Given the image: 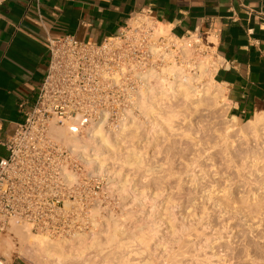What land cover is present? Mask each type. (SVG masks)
Instances as JSON below:
<instances>
[{
    "label": "rangeland",
    "instance_id": "1",
    "mask_svg": "<svg viewBox=\"0 0 264 264\" xmlns=\"http://www.w3.org/2000/svg\"><path fill=\"white\" fill-rule=\"evenodd\" d=\"M202 36L206 37L207 35ZM198 39L201 40V38ZM201 42L200 44L203 43ZM204 47L203 50L197 51L198 59L209 57L217 63L219 68L220 60L217 49L212 50ZM191 73L194 74L195 72ZM220 100L222 103L220 105L216 103L217 106L214 103L213 107L204 103L196 107L197 103H193L194 107H192V101L185 102L181 96L176 98L165 97L161 105L159 101L157 110V118L159 119L155 120L156 125L147 124L138 126L140 127L138 131L130 130L126 137L127 144L123 148H112L109 153L110 157L107 159L108 167L114 173L111 179L117 178L115 185L121 186L122 190L120 189L121 192L120 190H116L117 192L110 190L109 188L112 187L110 177L105 173L102 177L109 182L106 184L109 197L105 196L103 199L104 214L98 216L95 221L88 223L86 231L76 236L86 237L91 233H97L100 236V245L84 249L75 243L76 248L72 252L62 254L54 252L49 255L31 244L33 236L48 237L31 233L30 230L28 234L31 235L28 236L24 234L18 236L12 231L13 236L9 234L3 238L0 257L6 263L18 260L25 264H128L129 257L135 253H138V257L142 259V254L149 252V256L143 254V259L149 260L152 257L150 260L154 264H161L162 262L165 264V261L169 262L171 256L169 254L173 251V244L177 239L176 231L180 230L178 228L186 223L185 220L190 219L189 222L192 221L190 222L191 226L194 224L190 233L191 231L194 232L192 236L196 238L192 237L191 240L199 242V245L196 242L195 246L197 244L198 248L189 249L195 255L188 251L194 257L189 256L188 260H183L182 263L179 261L180 264L199 263L200 261L196 260L198 259V257L196 258L197 252L199 259L205 260L202 261L206 262L204 264H264V222L261 223L260 229L256 227V224L257 229H255L252 226V221L256 222V218H252L254 219L252 221L251 218H247V216L250 217L247 215L252 210L250 208L255 206L252 203L253 200L261 203V197H263L260 194V197L257 198L255 192L261 188L262 183L264 184V155H261L264 153L258 151L257 153H260L258 158H253L251 156V153L254 152L251 150L252 148H245L248 144L246 142L251 140L244 138L240 140L239 137L237 138L239 140L230 138L229 142L225 141L226 144L228 143L226 146L222 138L226 135L225 133H228L229 136L236 135L233 134V130H237L233 129V123L238 122V120L228 117L225 94ZM182 105H186V107ZM188 105L191 106V109L187 108ZM173 110L178 113L180 121L174 124V129L177 130H174V133L165 129L164 124L166 113ZM237 124L242 128L244 126L247 128L245 123L238 122ZM222 140L224 143L220 142L218 144L220 146L217 145L218 147H216L215 145ZM196 143L203 145H196ZM222 144H225L224 147L228 149H224ZM127 149L139 153L143 163L141 165L126 163ZM245 149L251 150V152L244 154L248 157L243 156L242 152L244 151L242 150ZM239 153H242L241 157H238ZM235 154L234 159H232L233 157L229 158ZM249 156L256 159L258 163H254L255 165L249 163L248 161L251 162ZM243 157L249 158V160L247 161ZM228 160L230 164L234 162L237 165L240 164L241 160L244 162L240 164L241 168L239 169L240 165H238L239 167L234 164L227 166ZM231 160L234 161L231 162ZM196 161L200 167L196 165ZM245 161L246 164H244ZM193 163H196L195 169L192 168L195 166ZM189 169L195 170L196 173H191L192 170L189 173ZM259 171L263 172L259 173ZM244 182L247 184L245 185ZM124 184L126 191L122 187ZM248 187L250 192H248ZM202 190H206V192ZM262 191L264 195V190ZM153 196L157 198L154 200ZM110 197L114 199V204L111 206ZM149 197H152L154 202L151 203ZM189 208H191L190 212ZM255 208H253V212L250 211L249 213L251 217L256 215L252 216ZM107 210L111 211L108 213ZM187 212L190 215H187ZM111 215L114 216L115 221L119 220L118 223L121 224L122 232L119 235L108 232V224H110L108 218ZM256 217L258 216L256 215ZM184 218L186 219L182 221ZM262 218L264 219V216ZM113 225H110L111 232L115 231ZM186 225L184 226L186 227ZM191 226L188 225V229ZM23 227L25 228V226ZM184 231L186 234L182 233V236L184 240H187L191 234L187 229ZM187 234L190 235L187 237ZM177 235L181 236L178 233ZM48 239L52 242H57V240L59 242L73 238ZM9 242H11L10 247L8 246ZM258 242L260 243L258 244ZM256 243L257 247L255 246ZM7 246L9 251L6 249ZM165 251L169 253H165ZM165 255L166 258L163 257ZM168 257L169 259H167ZM102 259L107 261L104 262Z\"/></svg>",
    "mask_w": 264,
    "mask_h": 264
},
{
    "label": "built area",
    "instance_id": "2",
    "mask_svg": "<svg viewBox=\"0 0 264 264\" xmlns=\"http://www.w3.org/2000/svg\"><path fill=\"white\" fill-rule=\"evenodd\" d=\"M7 1L0 0V6ZM159 24L147 11L101 43L48 36L49 68L41 88L33 103L22 104L24 121L0 136L7 151L0 161V253L13 226L52 239L74 238L104 214L108 182L54 130L65 128L82 138L92 126L115 130L147 122L138 109L142 91L152 73L163 76L166 68L185 64L182 47L192 38ZM197 35L205 45L206 37ZM3 122L0 115V133Z\"/></svg>",
    "mask_w": 264,
    "mask_h": 264
},
{
    "label": "crops",
    "instance_id": "3",
    "mask_svg": "<svg viewBox=\"0 0 264 264\" xmlns=\"http://www.w3.org/2000/svg\"><path fill=\"white\" fill-rule=\"evenodd\" d=\"M147 11L175 35L214 38V80L225 89L230 119L264 115V0H8L0 6V136L24 121L22 104L33 103L41 88L48 36L101 43ZM6 155L0 146V161Z\"/></svg>",
    "mask_w": 264,
    "mask_h": 264
},
{
    "label": "bare ground",
    "instance_id": "4",
    "mask_svg": "<svg viewBox=\"0 0 264 264\" xmlns=\"http://www.w3.org/2000/svg\"><path fill=\"white\" fill-rule=\"evenodd\" d=\"M159 27L162 30L167 29L165 27V25H162V24H159ZM198 38H199V35H192V38H186L184 40V44L182 47L183 48L182 59H183V61H185L184 65L174 64L173 66L166 68L163 76H161L159 74H153L152 73L149 86L147 87L146 90L142 91L140 101L138 103V109L140 110L142 117H144L146 119V121H147L146 123L148 125H156L155 120L159 119V118H157L158 117L157 110L159 108V101H160L161 96L172 97V98H176L177 96H181L185 100V102H187V101L191 102L192 101V103H191L192 107H194L193 105L195 103H197L196 107L198 105L200 106L201 104H204V103H207L208 106L212 105V107L214 106L213 103L215 105H216V103L219 105L222 103V101L220 99L223 97V94H225L224 89L222 86H220L214 80V75H216L215 72L217 69L216 62L212 61L209 57L203 58V59H198V57H197V51L203 50L204 46L208 47L209 49L215 50V47H214L215 46L214 45L215 40H214V38L206 37L205 45L203 46L202 45L203 43ZM191 39L192 40L194 39V41H191ZM200 42L202 44H200ZM193 60H194V62H192ZM186 67L189 68L190 70L191 69L194 70L195 73L192 74L191 72H187ZM218 100H220V101H218ZM185 102H183V103H185ZM186 105L185 106L182 105V106L186 107ZM191 106L188 105L187 108L191 109ZM214 108H213V110H214ZM177 114L178 113H176L174 110L166 113L165 122H164L165 129L169 130L172 133L177 131L174 129V124H176V122L179 121V115H177ZM146 123L136 122L133 126L124 125V126H121L115 130H107L103 126H92L88 129L87 134L82 138L78 137L76 135L70 134L68 132V130L65 128H56L54 130V135L59 140L63 141L65 144H67L72 149L74 154L79 155V157L85 161V163H86L87 167L90 169V171L97 172V173L99 172V175H102V176L105 175V173H106L110 177V178L109 177H107V178H109L110 183L112 184V187H110L109 189L116 191V190H120V189L122 190V188H121V186L115 185V183L117 182L116 181L117 178L116 179L113 178V180L111 179L112 175H114V173H113V170H111V168L108 167L107 159L110 157L109 153L112 151V148H114V147H120V148L122 147L123 148L124 145L127 144V138L126 137L128 135V132L130 130L138 131L140 129V127H138V126H143V125L145 126ZM237 123L238 122H236V121H235V123H233L234 124L233 129H237V130H233V132H234L233 134H236V135L229 136L228 133H225L226 135L225 136L223 135L224 138H222V139H224V142L225 141L229 142L230 138H234V139L236 138L235 140H239V139L241 140L242 138L251 140V141L246 142V144L247 143L248 144L245 146V148L246 147H248L249 149L252 148L251 150L254 152L251 153V156H253V158L254 157L258 158V156L260 155V153L259 154L257 153L258 151L264 153V115H262V114L257 115L255 117V119L246 122L245 125H247V128H244L245 126L242 128ZM136 127H138V128H136ZM238 132H239V134H238ZM238 137H239V139H237ZM142 141H144V140H142ZM220 142L224 143L222 140V141H219V143H217L215 146L216 147L220 146V145H218V144H220ZM250 142H251L252 147H251V145H249ZM197 144L198 143H196V145ZM225 144H226V142H225ZM225 144H222L223 147ZM198 145H200V144H198ZM202 145H200V146H202ZM227 145H228V143L226 144V146ZM226 148L227 147H224V149H226ZM248 148H247V150H249ZM247 150L246 149L242 150V151H244V152H242L243 156H246L244 154H246L247 152H251V150L250 151H247ZM255 152L257 153V156H255L256 155ZM242 153H239L240 155L237 154L238 157H241ZM254 153H255V155H254ZM261 155H264V154L261 153ZM234 156H236V154L232 155L229 158L231 159L233 157L232 159H234L235 158ZM246 157H248V156H246ZM246 157H243V158H246ZM249 158H250V156H249ZM249 158H246V160L248 161ZM253 158H250L251 162L250 161H248V162L253 163V165H255L254 163H258V161L256 159H253ZM125 159H126L125 160L126 163H128V164L133 163V164L141 165V163H143L141 156H139V153H136V151L132 150V149H127ZM229 160H228V163H229ZM233 161L231 160V162H233ZM242 162H244V161L241 160L240 164ZM248 162H247V164H248ZM193 164L195 165L196 163H193ZM233 164H234V162L232 164H230V163L227 164V166L233 165ZM240 164L238 163V165H240ZM244 164H246V161ZM196 165H198V167H200L198 162ZM196 165L195 166L192 165L193 166L192 168L195 169ZM234 165H237V164H234ZM198 167H197V169H198ZM240 168H241V165H240L239 169ZM236 169H238V168H236ZM191 170L189 169V173H190V171H191V173L195 172V170L194 171H193V169H191ZM260 172L261 171H259V173ZM256 176H258V174H256ZM194 177H196V176L194 175ZM243 177H241V179ZM258 178H260V177L258 176ZM263 179H264V177H263ZM243 181H246V180H243ZM118 184H119V182H118ZM125 184H127V183L125 182ZM125 184L122 186L124 191H126ZM244 184H245V182H244ZM156 186H157V184H156ZM260 187L261 188H258L259 190H257L255 193H257L256 194L257 198L260 197V194H262L261 196H263V197H261L262 198L261 203H260V201L257 202V201L253 200L252 203H254L255 206H253V204H252L253 207L250 208V209H252L250 211L253 212V208L256 207L254 209L255 212L252 214V216L254 214H256L258 217H256V215L251 217V214H249L250 211H249V213H247V215H250V217L247 216V218H251V221L256 218L255 220H257L256 221L257 223L255 221H252L253 222L252 226L255 227V225L257 224L256 227L257 228L259 227V229H260V227H262L261 223L264 222V221H262V220H264L262 218L264 216V195H263V191L261 192V190H264V184L262 183V186H260ZM121 190H120V192H121ZM204 191L206 192V190H204ZM248 192H250V188H249ZM135 198H137V197H135ZM153 198L155 200L157 197L155 198V196H153ZM149 199H150L151 203L154 202V201H152V197H149ZM190 203L192 204V201ZM154 205H155V203H154ZM190 209L191 208H189V212H190ZM189 212H187V215H190ZM173 214H175V213H173ZM113 217L114 216L111 215V217L108 218L109 223H110V224H108V232L110 231V234L119 235L122 232V227H121V224H119L120 222L118 223L119 220L115 221V219ZM176 217H177V215H176ZM176 217H174V219H176ZM185 217H186V214H185ZM177 218H179V217H177ZM252 218H254V219H252ZM185 219L186 218H184L182 221H184ZM189 220L190 219L187 220L188 221L187 225H186L187 221L185 220L186 223L183 222L184 223L183 226L184 225H186V227L188 225L191 226L190 222H192V221L189 222ZM105 221H106V219H105ZM249 221H248V223L251 222V221L250 222ZM110 225L114 226V230H115L114 232H111ZM186 227H185V229L182 228V230H181V228H178L180 230L176 229L178 231V232L176 231V233H175L177 236L176 237L177 239L174 236V238L176 239L175 243L173 244L174 247H173L172 242H171V245L173 247V249H172L173 251H172V253L170 252V254H169V255H171L170 259H169V257L167 258V259H169V262L167 263L165 261V264L166 263L167 264H180L179 261L182 263V262H184L183 260H188L189 256L194 257L195 253H193V251H190L189 249L192 247H194V249L198 248L197 244L199 245V242L196 241L197 244L195 246L196 242L194 240H191L192 237L193 238L195 237V236H192L194 234V232L191 231V233H190V230L192 229V227L194 228V224L191 226L190 229H188V227L187 228ZM256 227H255V229H257ZM23 228L18 227V226H13L12 231H14L13 233L18 235V236L23 235V234L27 235V236L31 235V234H28V232L30 230V228L28 226H26L24 229ZM186 229H187V231L189 230L188 232L191 235L187 234V237H188V235H190V238H187V240L186 239L184 240L182 233H184L185 232L184 230H186ZM25 233H27V234H25ZM177 233L181 234V236L177 235ZM184 234H186V233H184ZM173 235H174V232H173ZM84 236H86V235H84ZM99 237H100L99 234L91 233L90 235H87L86 237L80 236V237H74L72 240H68V241H59L58 242V240H57V242H52V240H50L48 238H40L38 236H33V238H32L33 240L31 241V244L33 247H36L37 249L39 248L41 251H44L49 255L53 254L54 252H57L56 254H59V253L62 254V253L72 252V250L76 248L75 243L79 244V246L83 247L84 249H86L87 247L94 246V245H100ZM194 239H196V238H194ZM110 240H112L111 237H110ZM10 243L11 242L8 243L9 247H10ZM259 243L260 242H258V244ZM8 246L6 249L9 251ZM255 246L257 247V243L255 244ZM258 247H259V245H258ZM246 249H248V248H246ZM144 251H146V250H144ZM147 251H149V250H147ZM170 251H171V249H170ZM188 251L192 252V254H194V255H192ZM194 251L197 252L198 250H194ZM6 252H5V254H6ZM167 252L165 251V253H167ZM148 253L147 254L143 253V254L148 255ZM143 254H142V259H141V257H138V253L137 254L135 253V255H132L131 257H129V259H128L129 263L128 264H154L150 260L152 257L150 259L148 258L149 260H146L145 258L143 259V257H144ZM139 255H141V254H139ZM197 255H199L198 252L196 253V258L198 257V259H196V258H193V259L200 261L199 263H201L202 261H205V260L201 261V259H199V256H197ZM163 257L166 258V255ZM180 258H181V260H180ZM190 260L194 261L192 259H190ZM102 261L105 262L107 260L102 259ZM160 261H158V262H160ZM191 261H190V263H191ZM185 262L188 263V261H185ZM197 263L198 262H196V264ZM204 263H206V262H202V264H204ZM161 264H164V262H162ZM191 264H195V263H191Z\"/></svg>",
    "mask_w": 264,
    "mask_h": 264
}]
</instances>
